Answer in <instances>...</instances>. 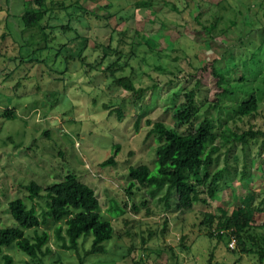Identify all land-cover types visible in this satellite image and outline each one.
I'll list each match as a JSON object with an SVG mask.
<instances>
[{"label":"rangeland","instance_id":"374dc122","mask_svg":"<svg viewBox=\"0 0 264 264\" xmlns=\"http://www.w3.org/2000/svg\"><path fill=\"white\" fill-rule=\"evenodd\" d=\"M27 11L43 13L41 28L25 30ZM205 26L213 27L211 35ZM116 60L122 68L112 73L108 67ZM214 70L226 76L222 87ZM120 77L137 88L158 84L161 90L155 97L147 88L139 102L117 84ZM245 81L264 90V0H0V227L10 223L11 200L30 204L31 182L46 189L75 173L94 188L116 232L107 251L86 264H131L122 254L132 247L142 264H260L240 254L236 242L228 249L208 237L198 207L179 210L176 193L166 201L165 190L152 195L134 187L130 195L128 177L130 167L140 164L157 171L159 142L149 134L148 120L176 126L167 97L180 88L178 103L185 101L184 91L200 95L201 120L208 114L218 126L220 117L236 130L252 124L264 132V93L261 115L244 123L233 118ZM262 140L251 144L248 159L241 144L223 151L214 169L227 166L237 182L215 207L232 212L255 193L254 205L264 208ZM116 146V163L103 166ZM244 167L249 179L241 183ZM113 200L126 212L113 214ZM253 219L263 225L264 213ZM56 227L49 219L40 228L50 234L53 250L45 263L18 248L5 253L15 264H80L75 253L57 247ZM183 236L188 251L179 247Z\"/></svg>","mask_w":264,"mask_h":264},{"label":"trees","instance_id":"16d2710c","mask_svg":"<svg viewBox=\"0 0 264 264\" xmlns=\"http://www.w3.org/2000/svg\"><path fill=\"white\" fill-rule=\"evenodd\" d=\"M139 5L150 6V3L143 2ZM42 15L43 13L39 11H27L22 17L25 30L37 26L41 28ZM202 30L211 35L213 27L205 26ZM118 68H122L118 60L108 67L112 73ZM213 73L222 87L226 76L217 70ZM115 81L131 91L139 102L144 100L147 88L153 91L155 97L158 96L156 91L161 90L158 84L137 88L128 77L116 78ZM247 83L248 81H245L240 88L244 99L233 108V118L243 123L245 119L251 120L262 113L260 108L264 90L261 85H254V88H251ZM183 90L180 88L173 91L174 93L167 97L170 103L168 108L174 112L176 126L172 127L161 121L152 124V121L148 120V124L153 125L149 134L156 135L159 142L155 150L157 171L154 170L155 165L153 168L147 164L130 167L128 172L130 190L132 191L134 187H139V190L145 187L152 195L165 190L166 201H170L172 194L176 193L179 210L191 212L194 207H198V217L202 219L200 224L208 237L224 243L228 249H231L230 242L235 240L240 254L255 256L260 264H264V223L257 225L253 219L254 213L257 211L264 213V208L259 210L254 205L257 198L255 193L249 194L243 200L242 206L232 212L214 206L220 194L227 189L233 190L234 183L237 182L227 166L214 169L223 151L227 152V149L241 144L248 159L251 144L257 143L261 137L264 139V132L255 129L252 124L249 129L239 127L244 130H236L230 122L223 123L220 117L218 126L216 120L208 114L201 120L203 115L197 106L200 95L194 90L184 91L185 101L178 103V96ZM224 91L227 94L231 93V90L225 88ZM155 97L151 98L152 102ZM154 103L157 105V101ZM262 142L263 149L264 140ZM118 147H115V154L105 161L103 166L116 163ZM262 149L261 152H264ZM249 173L244 167L241 183L249 179ZM27 192L30 204L20 197L8 203L10 223L0 227V264H15L14 256L5 253V248L8 250L18 248L23 254L31 257L33 262L45 263L53 250L48 245L50 234L47 231L40 232V228L49 219L57 226L55 230L57 247L75 253L80 264H86L91 256L107 251L108 243L116 234L114 226L102 212L94 188L84 183L77 174L69 173L63 181L53 183L46 189L36 182H31L27 186ZM133 194L132 191L130 195ZM38 199L42 200L39 202L40 210ZM143 205H146V201ZM134 209H138L136 204ZM110 211L113 214H121L125 213L126 209L117 200H113ZM257 228L261 231L256 232ZM167 229L166 224L161 235L166 234ZM30 230L33 231L32 234L28 233ZM186 239L187 237L183 236L179 245L184 251L190 249L186 246ZM88 240L91 243L86 247ZM135 254L136 250L132 247L128 253L122 254V257L128 258L131 264H142L135 260Z\"/></svg>","mask_w":264,"mask_h":264},{"label":"built area","instance_id":"2783aa9c","mask_svg":"<svg viewBox=\"0 0 264 264\" xmlns=\"http://www.w3.org/2000/svg\"><path fill=\"white\" fill-rule=\"evenodd\" d=\"M231 247H234L235 246V241H232L231 244H230Z\"/></svg>","mask_w":264,"mask_h":264},{"label":"clouds","instance_id":"9594fccd","mask_svg":"<svg viewBox=\"0 0 264 264\" xmlns=\"http://www.w3.org/2000/svg\"><path fill=\"white\" fill-rule=\"evenodd\" d=\"M232 241H235V240H232ZM232 241H231V242H232ZM231 242H230V244H231ZM230 247H231V246H230ZM234 247H235V246H234ZM234 247H232V248H234Z\"/></svg>","mask_w":264,"mask_h":264}]
</instances>
